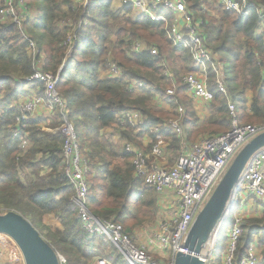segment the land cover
<instances>
[{
	"label": "trees",
	"instance_id": "obj_1",
	"mask_svg": "<svg viewBox=\"0 0 264 264\" xmlns=\"http://www.w3.org/2000/svg\"><path fill=\"white\" fill-rule=\"evenodd\" d=\"M186 1L189 10L203 22L208 47L231 66L223 72V81L238 105V119L248 114L246 124H264V38L257 36L261 24L257 8H264V0H246L256 8L246 17L226 11L218 0ZM16 3L26 8L21 24L14 20L0 24V215L10 211L22 214V207L27 204L43 223L52 216L60 222L53 232L58 243L72 255L73 264H91L104 253L101 247L96 251L87 248V237L72 202L75 191L61 166L64 139L58 133L44 130V127L55 130L62 121L48 124L29 116L23 120L22 102L28 96L25 88L40 89L41 95L44 94L43 85L28 86L26 82L37 71L35 59L29 53L30 44L35 43L43 55L42 70L60 75L56 90L66 100L68 120L74 125L81 151L89 162L88 209L102 220L123 225L127 232L157 218L158 197L144 185L143 179L135 176L130 164L132 156L125 151L126 144L140 145L138 138L145 134L153 140L155 129L169 138L164 126L176 114L155 108L156 99L173 111L184 107L182 125L189 141H195L201 134L216 136L231 131L228 98L218 91L217 74L208 66L205 72L208 90L214 99L205 126L194 130L199 120L182 79L201 70L193 67L190 50L173 45L169 35L171 16L165 9L161 12L169 14L168 25L137 17L131 7L117 8L114 0H90L87 8L73 0H16ZM73 34L70 46L68 39ZM140 40L157 48L158 56H151L149 51L133 53V45ZM111 64L119 68L121 75L103 80L101 77L109 74ZM133 83L138 85L140 94H135ZM174 83L176 94L171 97L167 90ZM127 111L140 112L145 125L123 127L119 116ZM115 125L121 128L124 148L109 141L105 142L106 147L99 137L100 131ZM138 130L140 133L135 136ZM87 136L91 138L89 144ZM23 137L29 141L26 149L21 147ZM228 222L233 226L235 220L230 217ZM263 224L264 217L245 223L237 242L236 260L248 254L258 236L263 248L259 264H264Z\"/></svg>",
	"mask_w": 264,
	"mask_h": 264
},
{
	"label": "built area",
	"instance_id": "obj_2",
	"mask_svg": "<svg viewBox=\"0 0 264 264\" xmlns=\"http://www.w3.org/2000/svg\"><path fill=\"white\" fill-rule=\"evenodd\" d=\"M73 1L85 8L89 7L90 4V0ZM115 2L120 5L119 8L131 7L133 15L137 17H146L152 22L168 25L169 18L165 16L164 12H161L162 9H165L173 17L169 35L175 47L190 50L195 64L199 68L204 67L205 61L215 58L214 53L205 42L206 35L202 28L203 22L189 10L185 0H114ZM218 4L226 11L236 13L241 17L248 16L251 9L255 8L246 0H218ZM257 9L261 18L260 25L264 27V12L261 8ZM25 10L26 8L22 4L17 5L16 0H0V24L9 20L21 24L22 14H25ZM73 39L74 34L69 36L70 46ZM147 51L150 52L151 56H158V50L155 47H147L146 49L139 42H136L132 47V52L135 54ZM29 53L35 59L37 71L26 80L27 85H43L46 101L52 109L55 108L60 113L62 122L56 133L64 139L61 166L75 191L72 202L87 237V248L92 251L95 248L105 249L108 246L110 249L112 247L114 252L110 256L119 257L125 264H175L178 254L187 253L185 244L193 224L235 157L247 143L264 133V124L248 125L238 119L236 105L223 81L224 66L220 65V69L215 67L214 70L218 77V91L228 98L232 122L230 132L208 136L190 146H185L172 168L160 165V160L165 158L168 141L156 129L149 153L137 148L134 144L125 145V151L132 156L130 164L134 168L135 176L143 179L144 185L153 189L159 198L158 205L161 217L158 218L157 227L150 235L141 239L138 234L133 235L127 232L123 225L114 220H102L94 216L88 209L87 199L91 188L88 180L89 162L84 152L81 151L76 129L68 120L69 110L66 100L56 90L60 75L55 76L42 70L43 55L35 43L30 44ZM215 62L219 66L218 61ZM110 67V75L114 77L121 75L116 65L111 64ZM166 75L172 77L171 73H166ZM182 80L187 87L188 97L200 100L205 104H211L214 95L208 90L205 80L193 73L186 74ZM175 94L176 84L174 83L167 90V95L172 97ZM43 102L42 98L35 95L22 104V111L25 115L23 120L26 116L34 119ZM177 114V117L167 122V125L180 137L183 133L182 124L186 114L183 106L178 107ZM119 122L123 127L129 125L140 128L145 125L144 117L138 111L124 112L119 116ZM17 134L20 133L17 131ZM28 146L27 138H21V147L26 149ZM246 193L260 200L264 205V150L257 153L247 165L236 190L235 203L240 200L244 201L243 195ZM261 210V214H263L264 207ZM228 220L229 217L226 221ZM244 225V219L237 216L234 225L229 230V247L224 254V264L260 263L259 252L254 247H250L245 257L236 260L237 242L242 236ZM218 237L215 238L212 247L213 252L201 257L204 264L214 263V246L217 244ZM255 241L257 242L258 238ZM7 242L12 244L10 238L0 235L1 251H3L0 264H24L22 256H19L20 258L16 261L11 262L9 260L10 252L4 247ZM105 253L107 252L105 251ZM60 259L61 264H63L64 259ZM95 259L93 264H111L109 258L106 257L99 256Z\"/></svg>",
	"mask_w": 264,
	"mask_h": 264
},
{
	"label": "water",
	"instance_id": "obj_3",
	"mask_svg": "<svg viewBox=\"0 0 264 264\" xmlns=\"http://www.w3.org/2000/svg\"><path fill=\"white\" fill-rule=\"evenodd\" d=\"M261 9L264 12V8ZM262 150L264 133L252 139L238 153L198 214L186 240L187 253L178 254L175 264H204L201 257L234 212L236 190L247 165ZM0 235L7 236L17 246L24 264H61V256L42 238L34 225L17 212L0 215Z\"/></svg>",
	"mask_w": 264,
	"mask_h": 264
},
{
	"label": "rangeland",
	"instance_id": "obj_4",
	"mask_svg": "<svg viewBox=\"0 0 264 264\" xmlns=\"http://www.w3.org/2000/svg\"><path fill=\"white\" fill-rule=\"evenodd\" d=\"M186 3H187V1H186ZM204 8L205 9H203V10L206 11L207 7L204 6ZM212 15H214V14H212ZM165 16L167 18H169V14L168 13H165ZM226 46L229 47L228 44H226ZM220 56H221L220 54L219 55L215 54V58L213 57L212 60H208L207 62L208 63H215L216 60L217 61L220 60L219 59ZM220 62L221 63H219V69H220V65H223L224 66V71L225 70H230L231 66L228 65L229 64L228 61H225V60L222 59V60H220ZM183 74L185 75V73H183ZM227 74H229V71H227ZM196 75L200 77L201 74L197 73ZM227 80L229 82H231V77L229 75H227ZM235 105L238 108L237 103ZM177 115L178 114L176 113V117H177ZM237 115H238V113H237ZM240 121L242 123H245V124L248 123L249 122L248 114L244 115V118H242ZM120 129H121L120 127L119 128L116 127L112 131H118V133H120L121 132ZM213 136H215V135H213ZM86 140H87V143L89 144L90 141H91V138L87 136ZM85 147H87V145H84L83 149H86ZM170 147L171 146H169L168 148L170 149ZM181 149H183V147ZM180 152H181V150H180ZM173 156L174 155L172 153V155L167 159V161L170 158H173ZM162 161H163L164 166L166 168H172L176 164L175 163L173 166L172 165L170 166V164L168 165L166 163V159L162 160ZM157 197H158V195H157ZM243 198H244V201H241V200L240 201H236L234 212L229 216V218L232 217L235 220L237 216L239 218L242 217L244 219V222L246 223L250 219H259V218L264 217V213L261 214V212H262L261 209L264 207V205H263L262 202H260V200H257L256 198L252 197L251 195H249L247 193L243 195ZM22 208L23 209L21 210V212H22L21 215L23 217H25L27 220H29L34 225V227L38 230V232L40 233L42 238L46 242H48L49 245H51L55 249V251L57 253L63 255V256H61V258L64 259V263L63 264H73L72 255L68 252V250L64 246H62V245H60L58 243L57 238H56V236H55V234L53 232L57 228L60 227L59 221L51 218L50 225H52V227L51 226H47L46 224H44L43 222L38 220V218L35 216L33 210L27 204H24ZM159 214H160V210L158 208L157 218L155 219V221L146 223V224H144L141 227L135 228L132 232H129V233H131L133 235H137L136 233H139L138 235L140 236L141 239H144V237L146 238L147 235H150L152 233V231H154L156 229L158 221H159L158 218L160 219V217H161V216H159ZM53 225H54L55 228L53 227ZM231 227H232V225L230 224V222L226 221L225 224L223 225V228L221 229V232H220L219 237H218L217 244H216V246H214L215 250H214V253H213V258H214V263L213 264H222V263L224 264L223 259H224V254L227 252L228 247H229L228 234H229V230L231 229ZM257 238H259V237L255 236L254 242L251 245V247L256 248L257 252H259V255H260V252L262 251L263 248L260 247L258 241L257 242L255 241ZM209 246L210 245H208V248L205 251V254L213 252V248L211 250H209L210 249ZM4 247L8 249L7 250L8 252H10L9 260L11 262L12 261H16V260H18L20 258L19 257V256H21L20 251L17 248V246L15 244H13V242H12V244H10L9 242L5 243ZM1 248L2 247H0V259H1L2 252H3V251H1ZM100 250L106 255L107 254H111L112 252H114V249L112 247L110 249H108V246H106L105 249L102 248ZM105 251L107 253H105ZM65 260H66V262H65ZM95 260H93V261L95 262ZM108 260L111 262V264H125V263H123L121 261V259L119 257H111L110 256ZM94 262H92L91 264H93Z\"/></svg>",
	"mask_w": 264,
	"mask_h": 264
},
{
	"label": "crops",
	"instance_id": "obj_5",
	"mask_svg": "<svg viewBox=\"0 0 264 264\" xmlns=\"http://www.w3.org/2000/svg\"><path fill=\"white\" fill-rule=\"evenodd\" d=\"M114 5L117 8L120 7V5L118 3H116V2L114 3ZM207 14H209L211 16H215V15H212L213 13H207ZM172 21H173V17H171V22ZM257 36H260V37L264 38V27L261 26V25L259 26V28L257 30ZM137 42L141 43L142 46L146 47V49H147V47H150L148 45V43L143 41V40H140V41H137ZM193 60H194V58H193ZM193 64H194L193 67L195 69L201 70V72L199 73V74H201L200 78L205 80L206 83L208 82V80H207V76H206L205 72H206V69L208 68V66L213 67V68H215V67L218 68L219 67L216 62L215 63H208L207 61H205L204 67H202V68L197 67V65H195V61H194ZM223 72H224V69L222 71V74H223ZM193 74H197V73H193ZM101 78L103 80H108V79L116 78V77H114L113 75L104 73ZM137 86L138 85L136 83H133L132 88L135 89V94H140V91H138L136 89V88H138ZM207 87H208V83H207ZM25 90L28 92V96L23 100L22 104L26 103L30 98H33V96H35V95L40 97V98H42L44 100V102L39 106L38 111H37L36 115L34 116V119H43L46 122H48V124L52 123L53 121H56L58 123V121L60 119L59 110L57 111V109H55V108L52 109L51 105L46 101L45 95L44 94L41 95L40 89L36 90V89H32L31 87H26ZM186 96H188L187 93H186ZM249 98H250V96H249ZM249 98H248V103H247L248 111L250 110V107H251V100ZM188 99L190 100V102H192L194 110H195V113H196V116L198 117V120H199L197 126L194 127V130H196L198 128H202L203 126H205V123L207 122V120L210 117V114H209L210 104H205V103H203L200 100H194V99H192L190 97ZM154 106H155V108H157L159 110H161V109L162 110H170V112H174V114H176V112H177V109H174V111H173V109H170L169 105L163 103L159 99H156V102H154ZM170 120H168L166 122H169ZM182 127H183V133H182V136L179 137L177 134H175L174 130H172L167 124H165V126H164V128L167 130L165 132H167L166 134H168V137H169L167 139L168 147L169 146H171V147H170V149L167 148L166 155H165V158L163 160L166 159V163L168 165L170 164V166L171 165L173 166L176 163V161L178 160V158H179V156H180V154H181V152L183 150V149H181L182 147L184 148L185 146H190L193 143L203 139L204 137L210 136L209 134L208 135L201 134V135H199L196 138L195 141H189V136L186 133L184 125H182ZM115 128H116V125L112 129L100 131L99 137H100L101 141L103 142V144H105L106 147H107V144L105 142L109 141L115 146H119V147L124 148V145H125L126 142L121 140V138H120L121 134L118 133V131H112ZM44 130L46 132H48V133H53L54 134V133H56L58 128L55 129V130H52L49 127H44ZM152 132H154V130ZM139 133H140V131L138 130L135 133V136H137ZM138 140H139V144L140 145H136V144H134V145H136L137 148L142 149V150L146 151L147 153H149L150 152V148H151L152 138L149 135L145 134V135L141 136L140 138H138ZM175 140H176V142H175ZM180 150H181V152H180ZM172 153L174 155L173 158H170L167 161V159L172 155ZM160 165H164L162 160H160ZM158 202H159V198H158ZM159 216H160V214H159ZM51 218L54 219L52 216L46 217L44 224H46L47 226H51L52 227V225H50ZM59 224H60V222H59ZM53 227H54V225H53ZM136 234H139V233H136ZM97 241H99V240L97 239ZM97 249L98 248H95L92 251H96ZM105 255L106 254H103V255H100V256L104 257ZM107 255H110V254H107Z\"/></svg>",
	"mask_w": 264,
	"mask_h": 264
},
{
	"label": "bare ground",
	"instance_id": "obj_6",
	"mask_svg": "<svg viewBox=\"0 0 264 264\" xmlns=\"http://www.w3.org/2000/svg\"><path fill=\"white\" fill-rule=\"evenodd\" d=\"M213 244H214V243H213ZM213 244H210V246H209V248H210V249H209V250H211V249H212V247H213Z\"/></svg>",
	"mask_w": 264,
	"mask_h": 264
}]
</instances>
